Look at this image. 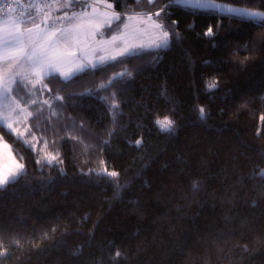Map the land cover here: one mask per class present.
I'll use <instances>...</instances> for the list:
<instances>
[{
	"label": "trees",
	"instance_id": "obj_1",
	"mask_svg": "<svg viewBox=\"0 0 264 264\" xmlns=\"http://www.w3.org/2000/svg\"><path fill=\"white\" fill-rule=\"evenodd\" d=\"M109 1L159 13L178 35L68 80L45 77L48 105L42 89L22 101L36 107L35 130L58 136L63 167L38 164L0 123L26 165L0 188V264H264V20ZM222 1L264 10V0ZM165 120L174 133L155 123Z\"/></svg>",
	"mask_w": 264,
	"mask_h": 264
},
{
	"label": "rangeland",
	"instance_id": "obj_2",
	"mask_svg": "<svg viewBox=\"0 0 264 264\" xmlns=\"http://www.w3.org/2000/svg\"><path fill=\"white\" fill-rule=\"evenodd\" d=\"M32 1L33 4L31 5V7H29L30 12L26 16L17 18L12 14H8L0 18V37L6 36L8 32H16L17 28L20 32H25L27 28H33L32 21L34 20L36 23H40V29L33 28V32L31 33L30 38L28 35H25V42L28 43L30 46L31 40L39 38V35L41 34V29L47 30L53 27L69 28L74 24H79V36L82 41L80 45V50L77 51L74 43L64 45V43L62 42L60 53L66 54L68 51H77V59H93L94 56L100 55L99 52H93V49L97 48L98 46L92 44L90 36H88L85 40V34L90 30L91 24L94 22L93 16H98L99 13L103 12H116L121 15V20L129 23L130 25L128 29L123 30L124 39L132 43L145 45L143 49H138V52L148 49H155V47H149L148 45L152 40L159 38V32L158 30L151 27V22H149L148 24L139 23V18L137 21H127L126 16L133 15L137 12H131L126 14L122 13L116 10L115 7H109V5H113V2L109 0H88L85 2L76 1V3H71L68 8L61 9L59 11L56 9H52L48 14H44L43 16H41V19L39 21L33 19L32 17L34 16V14H37L38 11L37 0ZM215 2L217 4L228 5L241 9H248L254 12H264V10H261L259 8L248 7L245 5L235 4L228 1L215 0ZM172 4L188 8L200 9L192 7L191 5L187 4L185 0H174ZM55 6L58 9L61 8L58 4H56ZM94 8L97 10L96 13H93ZM203 10H212L222 14L239 16L235 13L222 12L219 9ZM150 14L152 13H147L141 16H143L144 19H147V15ZM65 15H67V18H64ZM30 17L31 20L29 19ZM45 17H49V19L45 20V22L42 23L41 21L44 20ZM239 17L264 20V18L262 17ZM153 19L156 20L157 23H161L158 19H155L154 16ZM164 30L168 31L166 28ZM57 35H59V33H57ZM104 36L105 38L109 36V34L107 33V29L104 30ZM97 38L99 39V37ZM169 43L170 36L168 39V44ZM88 45L91 46L88 47ZM106 47H109V51L115 54L114 50L110 46L106 45ZM6 54L7 53L5 47L3 46V44H0V84L6 83L9 76V72L13 70L17 73H24L26 78L22 79L21 76L17 75L15 77V82L10 85L12 89L10 93H4L2 90H0V123H2L8 128L9 125H11V129H9L12 130L14 133H17V137L22 139L25 143H27L34 149L38 160H40L41 162H48L52 161V157H56V159L51 163H58L60 166L63 167L62 146L59 145L58 136H52L49 133H45L43 130H35L31 117L33 114L32 110L36 109V107L31 106V108L33 109H28L27 106L22 102L25 100L26 97L29 98L32 95H37L38 92L41 95L42 93L44 94V96L42 95L44 97V101H49V99L45 97L46 90H43L42 92L40 85L36 84L35 71L31 69L30 63L28 61L25 60L18 65L10 67L5 61ZM93 62L95 63L94 59ZM107 62H105L104 64H106ZM99 65L103 64H97V66ZM68 67H71V65L69 64ZM53 74H59L61 77H63L58 72L51 73L50 75ZM43 82H45V79H43ZM33 85L35 86L33 87ZM5 117H7V119H5ZM20 134H22V138ZM18 165H24V168L20 170L19 173V175H21L26 169L24 159L22 158V156H19L16 153L13 148V145L2 134H0V175H7L9 172H16ZM19 175L16 176L14 179H10L9 182L18 178ZM6 185L0 186V188Z\"/></svg>",
	"mask_w": 264,
	"mask_h": 264
},
{
	"label": "snow or ice",
	"instance_id": "obj_3",
	"mask_svg": "<svg viewBox=\"0 0 264 264\" xmlns=\"http://www.w3.org/2000/svg\"><path fill=\"white\" fill-rule=\"evenodd\" d=\"M149 2H151V0H149ZM185 2L195 8L219 9L222 12L235 13L239 16L264 18V12H254L248 9L217 4L215 0H185ZM109 7H114V4L109 5ZM96 11L97 10L94 8L93 13H96ZM161 11L166 10L161 9ZM153 16H159V13L147 15V19H144V17L139 13H134L133 15L126 16V20L137 21L139 18V23L148 24L151 22V27L159 32V38L152 40L148 46L155 48L167 47L170 34H178L170 33L169 31L164 30L166 25L157 23L156 20L153 19ZM64 18H67V15H65ZM29 19L31 20V17ZM47 19H49V17H45L41 22L43 23ZM93 20L94 22L91 24L90 30L85 34V40L88 36H90L92 44L98 46L93 49L94 53H100V55L93 57L95 63L93 62V59H77V51L80 50V45L82 43L79 36V24H74L69 28L53 27L47 30L41 29L39 38L31 40L29 46V44L25 42V35H28L30 38L33 28L40 29V23H36L34 20L32 21L33 28H27L25 32H20L17 28L16 32H8L6 36L0 37V44H3L7 53L5 61L10 67L18 65L22 61H28L31 69L35 71L36 84L40 85L42 90L51 91V89H48L47 84L43 82L44 77L50 75L51 73L58 72L65 80H68L75 73L84 72L89 67L95 68L97 64H104L107 61H118L123 57L136 56L139 54L138 49H143L145 47L144 44H136L124 39L123 30L128 29L130 25L129 23L121 20V15L119 13H99L98 16H93ZM116 22H119L116 25V29L109 34L107 38H105L104 30L111 29L113 24ZM173 23L175 24L178 22L174 21ZM57 33H59V35H57ZM204 35L214 38L215 33L212 28L209 27ZM97 37H99V39ZM62 42L64 45L74 43L77 51H68L66 54H61L60 48L62 46ZM106 45L110 46L114 50L115 54L109 51V47H106ZM90 46L91 45H88V47ZM69 64L71 67H68ZM17 75L21 76L22 79L26 78L24 73H17L14 70L10 71L6 83L0 84V90L4 93H10L12 91L10 85L15 82V77ZM34 86L35 85H33V87ZM57 98L63 99V97ZM32 103H36V101L33 100ZM44 103L47 104L48 101H44ZM200 113L201 118H203V108L200 109ZM5 119H7V117H5ZM155 123L159 126L161 132L174 133L172 121H155ZM9 128L11 129V125H9ZM9 134L14 136L17 135V133L11 131ZM20 135L22 138V134ZM136 143L137 146H139L140 142L137 141ZM55 159L56 157H52V161ZM52 161H48V163H51ZM37 163L39 164L41 161L37 160ZM23 168L24 165H18L16 172H9L7 175H0V186L8 184L9 180L18 176L20 170ZM106 174L111 177H116L118 175V173L114 171ZM192 188L194 192L199 191V182L193 183ZM116 255L119 256L120 253L117 252Z\"/></svg>",
	"mask_w": 264,
	"mask_h": 264
},
{
	"label": "built area",
	"instance_id": "obj_4",
	"mask_svg": "<svg viewBox=\"0 0 264 264\" xmlns=\"http://www.w3.org/2000/svg\"><path fill=\"white\" fill-rule=\"evenodd\" d=\"M47 1L51 0H37L39 12L45 9ZM31 2L32 0H0V16L12 12L23 17L28 14Z\"/></svg>",
	"mask_w": 264,
	"mask_h": 264
},
{
	"label": "crops",
	"instance_id": "obj_5",
	"mask_svg": "<svg viewBox=\"0 0 264 264\" xmlns=\"http://www.w3.org/2000/svg\"><path fill=\"white\" fill-rule=\"evenodd\" d=\"M76 1L77 0H51V1H47V4H46V7H45L44 11H42L40 13L37 11V14H34V16H32V17H33V19L39 21L41 19V16H43L44 14H48L52 9H56V10L59 11L61 9L68 8L71 3H76ZM32 4H33V1L31 2L30 7H31ZM56 4L60 5L61 8L58 9L55 6ZM36 6H37V4H36ZM137 13H143V14H140V15H144V14L151 13V12H137ZM8 14H12V13H6L3 16H1L0 18L6 16ZM12 15H14V14H12ZM15 17L19 18L18 16H15ZM154 18L157 19L156 16H154Z\"/></svg>",
	"mask_w": 264,
	"mask_h": 264
}]
</instances>
